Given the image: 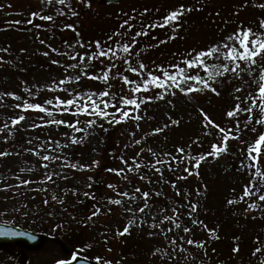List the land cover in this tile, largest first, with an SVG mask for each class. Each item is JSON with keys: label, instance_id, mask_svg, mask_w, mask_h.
Segmentation results:
<instances>
[{"label": "rangeland", "instance_id": "obj_1", "mask_svg": "<svg viewBox=\"0 0 264 264\" xmlns=\"http://www.w3.org/2000/svg\"><path fill=\"white\" fill-rule=\"evenodd\" d=\"M71 2L79 13L78 17L70 19L57 17L53 23L32 18L30 13L38 11L55 16L59 5L45 8L41 0H0V5L3 6L0 7V58H2L0 59V97H3L0 99V127L5 123L10 125L9 129L0 133V152L10 153L0 156V223L39 233L45 239L43 245L35 251L20 250L17 246H1L0 264L2 262L3 264H55L57 260H70L73 252L67 240L74 236L78 238L77 241L80 239L78 243L84 242L85 247L90 245L93 248L104 249V254L109 257L111 264H255V260L258 262V259L253 260L250 257L252 253L247 254L245 251L247 246L251 245L249 249H252L258 244L257 237L260 246H264V217L259 212L245 215L244 202L227 204L229 199H239L249 179L246 172L237 170L241 159L240 141L230 140L228 154H223L215 160L208 157L202 162L199 168L202 178L200 175H192L186 180H177V176L187 173L182 167L177 168L175 164L174 172L169 171L167 167L163 169V180L159 173L148 167H142L139 172L127 173L128 179L101 170L125 167L121 163V156L131 165L132 158L141 149L152 148L158 154L164 152L175 154L178 146H187L197 137L200 143L192 144L190 153L196 155L211 151V144L218 142L217 130L212 129V136H204L205 129L201 121L193 115L200 114L199 109L202 108L216 124L234 130L236 121L226 117V110L234 106V95L242 96L234 93L236 87L242 86V81L226 80L223 85H218L219 96L211 92L184 96L177 92L175 97L168 96L165 100H154L142 105L140 114L144 119L138 122L139 128L136 127L137 122L131 121L112 125L108 132L98 129L84 144L64 150V155L68 156L71 162L83 165H92L93 161L98 162V165L85 170L62 169L60 161L49 163L26 151L30 148H39L40 144L48 141L50 137L58 139L61 143H66V140L55 126L32 129L30 125L33 122L41 123L39 117L43 114L38 112L24 113L27 119L17 126H11V119L18 116L20 109L14 108L17 101L5 94L13 92L27 98L22 91L25 86L33 88V91L37 86L44 89L53 80L58 81L64 77V69L60 64L72 61L66 56L51 51L55 48L59 52H67L69 49L65 41L75 43L77 39L76 34L71 30H61L64 23L77 25L79 39L85 42L103 41L106 39V34L114 30L120 20L125 18L120 15L121 11L131 15L133 9L139 13L148 8L149 12L145 14V19L154 20L180 5L194 9L202 8L201 11L193 10L183 17V26L178 30L174 40L160 44L159 47H149V44H157L160 40L167 39L165 31L161 29L157 32L154 30L148 37L138 38L136 50L141 51L143 62L150 67L153 62L166 66L173 61L171 56L175 52L184 48L186 50L205 48L234 31L241 23H249V26L257 27L258 24L255 23L257 17L254 16L259 13L260 5H264V0H199V2L198 0H122L113 6L102 4L99 0H89L90 7L82 4L80 0H71ZM28 19H33V24L25 23ZM223 20L228 21L227 25L211 27L223 24L221 23ZM17 21L20 23H15ZM200 22L205 23L206 29L199 30ZM36 23H41L44 27L37 29L34 26ZM209 27L212 30H209ZM220 32L221 35H217L216 38L206 40L207 36ZM152 36H156V40H152ZM180 36L186 39H181ZM41 40L44 43H41ZM3 49L7 51H2ZM22 49L24 51H21ZM79 51L85 50L79 49ZM44 52H48V56L43 55ZM53 60L59 61L60 64H53ZM102 67L97 63L94 69H89V72H97ZM126 74L130 78H136L134 74ZM243 79L247 80L248 77L245 75ZM68 87H77L79 90H102L103 85L84 77L78 85ZM116 87L118 88L119 85L117 84ZM57 94L64 95L42 90L33 102L42 103ZM169 100L172 101L171 104L168 103ZM170 117L178 119L180 123L172 125ZM189 117L194 118L195 121ZM58 118L70 119L67 115ZM244 118L246 117L242 115L241 119ZM165 124L169 126L163 132L153 134L155 128L163 127ZM251 136V132L245 131L241 140H247ZM29 140L32 141L31 144L28 143ZM135 140H141V144L136 145ZM126 145L128 147H125ZM44 154L50 153L41 151V156ZM55 154L59 155V150ZM153 159L147 151L142 152L139 157V161L144 165ZM45 163H49L47 169L42 167ZM22 168L32 171L21 173ZM208 171L213 174L212 177H206ZM46 172L62 173V175H53L52 182L39 183ZM141 174L145 179H140ZM17 176L36 183L17 187L19 184ZM88 177H92L93 180L89 181ZM89 183H92L91 188L88 187ZM172 183L176 184V189H179L181 195H176ZM108 184L116 185L115 191L109 189ZM137 187L141 189L140 194L134 191ZM197 189L201 192L200 196L196 195ZM143 191H149L151 194L148 203L152 207L150 210L146 209L147 216L138 212L144 203ZM84 192L94 193L95 198H86ZM118 192H129L130 196L135 195L137 198L120 197L117 195ZM156 192H160L161 195L156 196ZM192 193H195L193 197L190 196ZM53 195L58 199L52 200ZM185 195H189L191 202L199 203L195 218L203 221L207 228L192 225L191 219L187 216ZM109 198L122 199L123 202L121 205L110 204ZM45 200H48L47 204L44 203ZM174 205L185 206L181 208L180 222L182 226L191 227L192 233L184 234L182 230H174L167 233V239L164 234L150 236V232H160L159 228L151 227L152 217L158 222L164 215H172L171 208ZM96 207H99V213L88 220L87 217L91 216ZM129 208L136 210L135 213L128 212ZM252 215L257 216V219L253 220ZM129 220H134L135 223L129 225ZM126 226L129 227V232L122 236L118 235V232H122ZM160 227L167 230L172 225L165 222ZM208 229L215 230L211 236ZM178 236L205 241L207 255L203 250L187 245L183 241L178 243L187 249L186 252L173 250L169 241ZM236 237L239 239H235ZM237 244L240 250L234 254L232 249ZM157 249H160L159 254H154ZM75 253L79 256L78 252ZM169 254L172 259H169Z\"/></svg>", "mask_w": 264, "mask_h": 264}, {"label": "snow or ice", "instance_id": "obj_2", "mask_svg": "<svg viewBox=\"0 0 264 264\" xmlns=\"http://www.w3.org/2000/svg\"><path fill=\"white\" fill-rule=\"evenodd\" d=\"M80 2L85 4V6H91L89 0H80ZM41 3L45 8L53 5H59L60 7L56 9L55 16L42 14L38 11L31 12L30 16L38 18L39 21L55 23L57 17H67L70 19L79 15L73 7L71 0H41ZM260 6L264 7V5ZM0 7L3 6L0 5ZM193 10L201 11L202 8L194 9L193 7L180 5L154 20L145 19V14L149 12L148 8L143 9L139 13L133 9V14L131 15L121 11L120 15L125 18L120 20L114 30L106 34V39L103 41L85 42L79 39L80 33L77 25L74 23H64L61 30H71L76 34L77 39L75 43L65 41L69 49L67 52H59L55 48H52L51 51L56 52L60 56L68 57L72 62L60 64L59 61L53 60V64H60L63 67L64 77L58 81L53 80L44 89L37 86L35 91H33V88L25 86L22 91L26 94L27 98H23L13 92L5 94L17 101L13 107L20 109L18 116L11 119V126H17L20 122L25 121L27 117L24 113L28 111L43 114L39 117L41 123L33 122L30 127L36 129L55 126L62 133L66 143H61L58 139L50 137L48 141L42 142L39 148H30L26 149V151L49 163L60 161L62 169L85 170L98 165V162L93 161L92 165L71 162L70 158L64 155V150L84 144L88 137L95 135L98 129L108 132L110 126L127 123L128 121L137 122L136 127L139 128L138 122L144 119L140 114L142 105H146L151 101L165 100L168 96L175 97L177 92L184 96L206 92L219 96L218 85H223L226 80L228 82L240 80L242 81V86L236 87L234 93L242 94V96L234 95V106H230L226 110V117L236 121L234 130L232 128L221 127L212 121L202 108L199 109L202 117L201 123L205 129L203 135L212 136V129L217 130L218 142L211 144V151L192 155L189 151L192 144L199 145L200 143V139L197 137L196 140L187 146H178L175 149V154L171 152L158 154L152 148L141 149L132 158L133 163L131 165L121 156V163L125 167L120 169L107 168L105 171L115 173L123 179H128L127 173L139 172L142 167H148L159 173L161 180H163V169L167 167L169 171L174 172L173 165L175 164L177 168L182 167L183 171L187 173V175L177 176V180H186L189 176L200 175L199 168L208 157L215 160L223 154H228L229 141L237 140L241 142L239 149L241 159L237 170L246 172L249 179L248 183L244 185L239 199H229L227 204L233 205L244 202L246 203V208L244 209L245 215L259 212L264 217V18L259 20L258 26L255 28L241 23L234 31L224 35L221 40L205 48H190L179 55L177 62L169 63L166 66L155 64L154 62L151 67L146 65L141 59V51L136 50L139 43L138 38L148 37L156 29L164 30L167 39L160 40L157 44H149V47H159L160 44L174 40L178 34V30L183 26V17ZM216 15H219V13H216ZM15 23H20V21ZM25 23L33 24V19H28ZM221 23L227 25L228 21L223 20ZM34 26L37 29L44 27L41 23H36ZM152 40H156V36H152ZM40 42L44 43L43 40ZM79 49H84L85 51L81 52ZM2 51H7V49H3ZM21 51L24 50L22 49ZM48 54V52L43 53L45 56H48ZM97 63L103 67L97 72L90 73L89 69H94ZM126 73L134 74L136 78H130ZM245 75L248 77L247 80L243 79ZM84 77L100 82L103 85L102 90H79L77 87H68L69 85H78ZM117 84L119 85L118 88L116 87ZM42 90L51 93H63L64 95H53L42 103L33 102ZM0 99H3V97H0ZM168 103L171 104L172 101L169 100ZM64 115L69 116L70 119L58 118ZM242 115L246 118L241 119ZM169 119L172 125L180 123L178 119H171V117ZM241 125L243 126L241 127ZM168 126V124H165L163 127L155 128L153 134L163 132ZM9 127L10 125L5 123L3 127H0V133L5 132ZM245 131L251 132L252 136L247 140H241L242 134ZM28 143L31 144L32 141L29 140ZM134 143L139 145L141 144V140H135ZM125 147H128V145ZM57 150L60 152L59 155L55 154ZM41 151L50 154L41 156ZM144 151L150 153L154 158L146 165L139 161V157ZM9 154L7 152H0V156ZM49 163L43 164L42 167L47 169ZM25 171L31 172L32 170L20 169L21 173ZM53 175L61 176L62 173L46 172L44 178L39 183L52 182ZM16 179L19 181L17 187L36 183V181L30 179H22L20 176H17ZM140 179H145V176L141 174ZM88 180L92 181L93 178L88 177ZM88 187L91 188L92 183H89ZM107 187L114 191L116 189V185L113 184H108ZM172 188L176 189L175 183H172ZM36 190L44 191L45 189ZM134 191L137 194L141 193L139 187L135 188ZM83 195L86 198H95L94 193L84 192ZM117 195L128 197L129 199L137 198L135 195L130 196L129 192H118ZM155 195L160 196L161 193L156 192ZM176 195H181L179 189H176ZM196 195H201L199 189H197ZM142 197L144 203L138 209V212L147 216L146 209L150 210L152 207L148 203L151 194L149 191H143ZM184 198L187 201V216L191 219L192 225H200L202 228H207V225L203 221L195 218L199 203L191 202L189 195H185ZM57 199V196H52V200ZM108 202L114 205H121L123 201L122 199L109 198ZM44 203L47 204L48 200H45ZM182 207L185 206L174 205L171 208L172 215H164L163 219L158 222L155 217H152L153 223L151 227L153 229L159 228L160 232H150L149 235L164 234L167 239V233L174 230H182L184 234H191L192 228L182 226V222H180ZM99 211V207H96L87 219L91 220ZM127 211L134 214L136 210L129 208ZM251 218L255 220L257 216L252 215ZM165 222L172 225V227H169L167 230L160 227ZM128 223L131 225L135 221L129 220ZM214 231V229H208L209 235L211 236ZM128 232L129 227L126 226L122 232H118V235L122 236ZM9 234L15 233H10L0 228V235ZM216 238L218 239L219 237L217 236ZM235 239L238 240L239 238L236 237ZM178 241H183L187 245H193L197 249L203 250L204 254L207 255L205 241H196L192 238L186 239L185 236L171 239L169 243L173 250L182 252H186L187 249L182 247ZM257 243H260L258 237ZM239 250V244H237L232 249V252L236 254ZM214 251L215 249H213ZM159 252L160 249H157L154 254H159ZM262 252H264V248L258 246L253 250L252 256L257 257ZM76 259L77 253L73 252L70 260H57L55 264H73ZM169 259H172L170 254ZM97 260L101 261V258L97 257ZM101 264H111V262L103 260ZM259 264H264V259H261Z\"/></svg>", "mask_w": 264, "mask_h": 264}, {"label": "water", "instance_id": "obj_3", "mask_svg": "<svg viewBox=\"0 0 264 264\" xmlns=\"http://www.w3.org/2000/svg\"><path fill=\"white\" fill-rule=\"evenodd\" d=\"M103 1L117 3L120 0H103ZM0 228H3L9 231L10 233H15V234H9V235H0V243L21 242L22 244L27 245L34 249V248H38L43 241L42 238L37 237V236H30L28 234H22V233L13 231L9 228L2 227V226H0ZM73 264H87V263L79 260V261L73 262Z\"/></svg>", "mask_w": 264, "mask_h": 264}, {"label": "trees", "instance_id": "obj_4", "mask_svg": "<svg viewBox=\"0 0 264 264\" xmlns=\"http://www.w3.org/2000/svg\"><path fill=\"white\" fill-rule=\"evenodd\" d=\"M209 39V36H207V38H206V40H208ZM207 42H209V41H207ZM193 116H195V117H197L198 119H201V117L199 116V114H194ZM192 120H195L194 118H192ZM69 242V244H71V245H74V243L71 241V240H69L68 241ZM76 245V244H75ZM259 245H257V246H255V248L256 247H258ZM260 247V246H259ZM250 248V246H247L246 247V253L248 254V253H251V252H253V250H254V248H252V249H249ZM248 249V250H247ZM264 252L263 253H261V255L260 254H258V256L257 257H253V256H251L252 258H253V260H255V259H258L259 261L261 260V259H263L264 257ZM255 264H259V263H257V260H255Z\"/></svg>", "mask_w": 264, "mask_h": 264}]
</instances>
